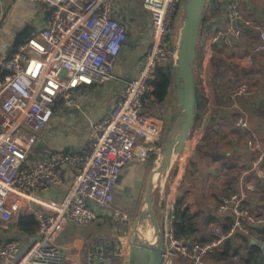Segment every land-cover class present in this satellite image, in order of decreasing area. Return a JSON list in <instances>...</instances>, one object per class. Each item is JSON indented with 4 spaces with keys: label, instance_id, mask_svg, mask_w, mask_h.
I'll use <instances>...</instances> for the list:
<instances>
[{
    "label": "built area",
    "instance_id": "built-area-1",
    "mask_svg": "<svg viewBox=\"0 0 264 264\" xmlns=\"http://www.w3.org/2000/svg\"><path fill=\"white\" fill-rule=\"evenodd\" d=\"M30 1L49 13V22L10 55L0 56V229L7 230L21 209L32 218L35 229L27 244L0 239V264H122L131 217L113 204V186L124 166L149 158L158 148L163 119L145 113L143 100L153 90L156 68L175 65L178 40L172 39L170 22L184 0H142L151 28L143 62L122 82L107 114L89 122L83 148L67 152L42 146L40 135L55 123L60 111L79 109L82 87L114 79V61L126 41L127 28L112 10L116 0ZM223 10V29L216 22L204 28L210 43L238 37V0L226 1ZM261 51L264 27L252 48V53ZM252 63L249 58L248 64ZM247 91L242 83L231 95ZM234 124L248 128L241 116ZM247 147L249 168L237 176L235 189L217 202V212L229 220L210 224L206 239L176 238L170 224L164 231L162 264L180 259L204 264L237 236L264 255V238L255 230L264 221L251 209L254 176L264 179V151L253 134ZM118 217L117 233L123 240L114 248L84 246L76 253L57 243L67 225L80 227ZM169 218L173 222L174 212Z\"/></svg>",
    "mask_w": 264,
    "mask_h": 264
},
{
    "label": "crops",
    "instance_id": "crops-1",
    "mask_svg": "<svg viewBox=\"0 0 264 264\" xmlns=\"http://www.w3.org/2000/svg\"><path fill=\"white\" fill-rule=\"evenodd\" d=\"M226 1L228 0H205L206 21L204 20L196 46V109L193 131L190 133L191 140L185 143L186 156L178 164V173L171 185L164 225L165 231L172 224L169 215L174 212V204L179 198L183 205L189 207L196 227L189 237L197 239L208 238L206 235L210 224L229 220L217 212V202L220 196L235 189L237 176L249 168L251 154L247 140L252 134L264 151V51L252 53V48L259 40V30L264 27V0H238V37L228 42L220 40L210 43L203 33L204 28H210L214 22L218 29L224 28L223 6L225 8ZM10 3L8 11L4 12V6ZM116 4L115 12L113 7L112 10L127 28V38L114 61L115 84L111 86V90L107 83L82 87L77 99L80 104L79 114L76 115L77 109L60 111L54 118L55 123L40 135L42 146L62 151L66 147L69 148L68 151L82 149L86 143L89 122L100 120L107 114L117 99L122 82L133 76L141 66L151 31L149 13L143 8L142 0H118ZM23 5L25 7L22 8ZM5 14L10 16L9 20L2 19ZM48 22L49 13L35 1L0 0V56L12 51V43L18 32L27 28L33 35ZM249 58H252V64H248ZM242 83L247 84V93L232 97L231 91ZM154 105L156 102L150 92L143 100V111L152 114V110L148 109ZM239 116L247 123V129L235 126V119ZM60 125L67 133L55 130L53 134L52 130ZM133 163L124 167L120 178L126 180L128 171L135 168ZM254 182L256 192L251 209L264 221V179L254 176ZM124 189L125 186L119 187V190ZM58 191L57 189L56 192ZM117 208L125 210L124 205ZM29 221L27 218L23 221L22 225L25 227L20 229L24 232L28 231ZM107 222L100 219L94 223L95 227L90 226L93 224L81 227L67 225L75 229L64 230V227L62 232L65 236L59 235L57 243L76 253L84 246L105 245L114 248L106 244L109 239H114L109 236V231L112 229L114 232L115 228ZM30 227L29 230L34 231L32 223ZM255 230L264 238V222ZM4 235L6 236H0V239L14 238L11 230ZM116 238L114 240L118 242L119 237ZM140 238L146 242L154 240L147 241L143 235ZM243 241L237 236L233 238L231 245L233 242L240 244ZM173 264L189 263L180 259Z\"/></svg>",
    "mask_w": 264,
    "mask_h": 264
},
{
    "label": "rangeland",
    "instance_id": "rangeland-1",
    "mask_svg": "<svg viewBox=\"0 0 264 264\" xmlns=\"http://www.w3.org/2000/svg\"><path fill=\"white\" fill-rule=\"evenodd\" d=\"M118 0L113 2V8L115 12V8L117 7ZM23 4V2L21 1ZM25 7V5L22 6V8ZM7 5L4 6V12L8 11ZM177 10L171 17L170 27H171V35L172 39L174 41H177L179 39L180 35V28L184 21V10ZM16 16V15H15ZM14 16V17H15ZM13 18V16L11 17ZM3 20H9L10 16L6 14L2 18ZM203 25V23L201 24ZM172 83L169 89V94L166 98V100L162 103H156L154 107L149 108L148 110H152V114H159L162 116L163 119V129L160 135V141L158 143V148L154 152L152 156L149 158L143 160V161H135L133 164L135 165L134 170L128 171L126 180L124 178H120L118 180L119 184L113 186V196H114V202L113 204L115 206H121L124 205L125 210L127 214L131 217V227L133 225V220L143 202V193L144 189L147 183V180L149 178L150 173L157 168L158 160H155V157L161 153L160 158L162 155H164V158L167 157V153L164 151V146L166 142L170 138L171 134V127L173 123L175 122L178 114L181 110V103L179 100V86L180 82L176 81V67L175 65H172ZM194 69H195V63H194ZM114 79L107 82V87L111 90V86L114 83ZM74 122V121H73ZM193 127V125H192ZM191 127L187 137L186 142H189L191 140V134L193 131V128ZM57 130L58 132L67 133L66 130L60 125L56 126L54 130L51 132L53 134L54 131ZM69 132V131H68ZM52 134V135H53ZM44 140L43 138H41ZM44 143V142H43ZM186 156L185 152V146L184 148H181V151L177 152L174 156L173 165L169 169V171L165 174L164 178L161 180L160 184L157 185L152 193V207L157 214L158 221L160 228L164 235V225L166 220V209L168 208V199L170 198V190L172 182L174 181V177L176 173H178V164L182 162V159ZM132 162L128 163L127 165L131 164ZM126 165V166H127ZM156 165V167H155ZM125 167V166H124ZM124 169V168H123ZM125 186L124 190H119V187ZM176 189V188H175ZM22 212V214H21ZM25 211L22 209L19 210V212L14 217L13 222L15 224L10 225L7 230H1L0 229V236H6L4 233L7 231L14 234L13 237L20 241L21 245L27 244L29 242V236L30 233H33L32 230H29L30 223L27 224L28 231L24 232L23 229L25 226H23V221L26 220L27 216L24 214ZM103 220V219H102ZM108 221V224H111V226H114V232H112V229L109 231L112 238L115 240L117 239L116 236L119 237V241L115 242L114 239H109L106 241V244L110 247H116L117 244H120V242L123 240L121 236H119L117 232V227L119 226V217L118 219H105ZM91 227H95L96 224L90 225ZM88 226V227H90ZM12 227V228H11ZM23 228L22 230L20 228ZM81 227V226H80ZM75 229L74 227L65 226L64 230H71ZM29 232V233H28ZM112 234V235H111ZM62 236H65V233L62 232L60 234ZM140 235H143V237L150 241L154 239V233H153V226L151 224L150 217L148 213L146 212L144 216L142 217V222L140 226ZM109 236L107 238H109ZM208 236V235H206ZM60 238V236H59ZM63 238V237H62ZM165 238V236H164ZM144 242V240H142ZM233 241L231 238L230 242ZM264 256V255H263ZM260 252L252 247L249 246L248 243L244 240L242 243L237 244L233 242V245H223V247L216 251L215 253L211 254L204 264H264V257Z\"/></svg>",
    "mask_w": 264,
    "mask_h": 264
},
{
    "label": "water",
    "instance_id": "water-1",
    "mask_svg": "<svg viewBox=\"0 0 264 264\" xmlns=\"http://www.w3.org/2000/svg\"><path fill=\"white\" fill-rule=\"evenodd\" d=\"M204 6L205 0H184V21L180 28L175 59L176 81L181 83L178 88L181 110L171 127L170 138L164 146L167 157L164 158L160 167L150 173L147 180L143 193V202L133 220L122 264H162L164 260L166 251L164 235L160 228L157 214L152 207V193L172 167L175 154L181 151L182 147L184 148L186 137L195 120L196 85L194 63ZM75 112L76 115L79 114L78 110H75ZM180 143H182V146L179 147ZM68 150L69 148L66 147L63 152ZM146 212L153 226L155 245L144 244L140 238L142 217Z\"/></svg>",
    "mask_w": 264,
    "mask_h": 264
},
{
    "label": "trees",
    "instance_id": "trees-1",
    "mask_svg": "<svg viewBox=\"0 0 264 264\" xmlns=\"http://www.w3.org/2000/svg\"><path fill=\"white\" fill-rule=\"evenodd\" d=\"M30 36L31 32L27 28H24L22 31L18 32L12 43V50L18 44L22 43ZM11 52L7 55H10ZM172 69L173 68L171 64L165 66H158L156 68L155 78L152 81L153 90L151 92L154 97V102L162 103L166 100L172 83ZM174 214L175 218L172 222V230L174 237L180 238L191 236V234L196 229L195 224L192 221L193 217L189 213V207L187 205H183L179 198L176 199V202L174 204ZM27 219L30 220L29 222L33 224V220L31 217H27ZM224 244L231 245V242L230 240H227Z\"/></svg>",
    "mask_w": 264,
    "mask_h": 264
},
{
    "label": "bare ground",
    "instance_id": "bare-ground-1",
    "mask_svg": "<svg viewBox=\"0 0 264 264\" xmlns=\"http://www.w3.org/2000/svg\"><path fill=\"white\" fill-rule=\"evenodd\" d=\"M180 146H182V143H180V145H179V147ZM160 156H161V153H159L156 157H155V160H158V162H157V166L158 167H160L161 166V164L163 163V161H164V155H162V157L160 158ZM155 167H156V165H155ZM157 167V168H158ZM156 169V168H155ZM143 242V241H142ZM144 244H147V245H155V240H153L152 242H146V241H144L143 242Z\"/></svg>",
    "mask_w": 264,
    "mask_h": 264
}]
</instances>
